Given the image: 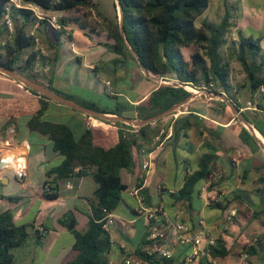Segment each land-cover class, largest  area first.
Listing matches in <instances>:
<instances>
[{"label": "trees", "instance_id": "1", "mask_svg": "<svg viewBox=\"0 0 264 264\" xmlns=\"http://www.w3.org/2000/svg\"><path fill=\"white\" fill-rule=\"evenodd\" d=\"M115 1L117 7L119 6V16L115 12L112 18L103 17V28L100 30L90 24L86 15L81 18L70 16L81 9H93L95 7L93 0H22L24 4L37 5L45 12L62 14L57 16L59 29L51 28L47 18L37 19L29 9L12 7L8 13L12 21L10 32L5 23L7 0H0V67L15 72L88 110L130 120H147L184 102L191 96L187 87L208 94H222L238 110L241 106L237 102L236 94L247 87L250 100L257 99V107H263L259 102L264 103V91L260 93L259 89L264 87V50L260 46L259 38L254 39L239 34L236 41L228 39L235 24L226 1H224L225 13L219 23L199 20L210 0ZM31 28L43 33L49 49L55 53L59 51L62 42H70L78 46L79 43L73 35L74 32H78L94 45L102 46L108 52L133 59L147 78L154 80L168 78L176 80V83L159 85L135 107L126 102L123 105L116 104L113 109L107 110L93 102L75 99L55 90L50 77L45 78L34 72L37 64L48 65L50 61L51 65V61L57 59L56 56L46 58L40 54L36 49V37L28 31ZM224 47H226L225 55L221 52ZM231 60H235L240 65L245 85L231 84ZM108 96L116 100L115 96L109 94ZM41 98L48 99L43 95ZM217 106L218 113L223 114L226 103L217 101ZM45 107L43 103V108L41 107L29 120L28 128L48 136L53 143L54 151L63 159L57 167L47 171L46 176L52 179L43 184L37 196L50 201L55 200L58 197L57 188L61 181L71 178L72 175L80 178L90 174L96 189L93 195L87 198L90 214L86 230L77 231L74 221H61L66 227L72 228L73 249L76 251V256L66 264H110L111 245L100 221L119 206L122 194L127 190L121 172L137 174L140 149L159 132L158 122L161 119L139 126L136 133H125L124 128L127 126L124 123L109 121L119 126L117 142L111 147L104 148L94 145L92 129L85 128L77 135L67 123L41 118ZM241 114L264 140V130L253 124L245 113L241 112ZM169 126L171 135L164 140V146L157 154L154 147L153 164L155 157L165 147L169 148V156L182 175V185L176 191H167L168 196L175 207L180 206L184 209L187 218L182 221L189 222L188 224L195 228L199 216L197 214L195 217L193 213L200 209L199 187L209 177L213 165L219 158V155L212 151L213 147L209 141H221L223 127L199 119L192 113L179 114L164 129L167 130ZM238 128L243 144L258 147V142L242 124H238ZM191 129H195L200 135L205 133L208 136L201 145L199 153L190 141ZM77 167H81V170L75 173ZM136 176L138 178V175ZM147 193V190L144 191L146 202L152 205ZM233 197L239 203H249L247 202L249 197L243 191H236ZM228 203L230 201L227 199L224 205ZM224 205L211 202L208 207L221 210ZM241 216L243 217L242 214ZM254 219L259 217L256 216ZM231 224H238L236 218ZM29 228L25 225L15 226L8 211L0 214V264H12L11 250L26 240ZM222 233L231 235L228 230ZM147 235L146 231L134 254L147 259L151 264H173V259L151 258L143 251L149 244ZM237 243V240L229 243L220 237L217 245L209 250L210 256L214 259L229 257L234 253ZM259 252H261V241L258 238L254 246L248 247L247 254L252 258Z\"/></svg>", "mask_w": 264, "mask_h": 264}, {"label": "crops", "instance_id": "2", "mask_svg": "<svg viewBox=\"0 0 264 264\" xmlns=\"http://www.w3.org/2000/svg\"><path fill=\"white\" fill-rule=\"evenodd\" d=\"M227 6L232 11V21L235 24L228 39L236 41L239 34L244 37L259 38L260 46L264 50V11L261 21L257 22L250 15L241 13L240 16V13L236 12L238 6H234L232 3H227ZM220 8L222 9L219 18L221 20L225 13V5L221 4ZM244 21H248V23H244ZM73 35L79 43L78 46L70 42H62L57 53L53 50L50 51L53 57L56 56L57 60L51 61V65L37 64L34 69V72L38 75H43L45 78L50 77L52 87L55 90L70 96L69 90L73 84L80 88L87 87L88 90H94L92 81L87 83L83 80L87 77L96 79L99 71L98 63L102 59L105 62L114 59L116 63H123L119 61V55L108 52L102 46L94 45L81 33L74 32ZM221 52L225 55L226 47H224V50L221 49ZM125 64L129 65V69L125 68L124 65L120 68L125 70L124 74L127 73L132 82L136 83L145 79L154 83V86L149 88L147 92L126 99L127 103L135 107L159 86L158 79L147 78L144 71L131 58H126ZM230 69L231 84L233 86L245 85L246 82L240 65L231 67L230 64ZM76 70L78 73L74 78ZM87 71L90 72L91 76L86 73ZM103 85L104 89L100 84L97 85L95 89L97 94L104 93L106 88L110 96L117 97L121 95V93L111 91L109 81H106ZM32 91L34 90L22 87L14 79L0 73V214L8 211L15 226L25 225L30 227L26 240L20 246L11 250L12 264H66L76 256V251L73 249L74 236L71 231L72 228L71 230L67 229L61 223V218L69 212L71 214L70 220L75 222V229L84 232L90 214V205L87 198L93 195L96 184L90 174L80 178L74 176L59 183L57 188L58 197L55 200L50 201L38 197L37 192L41 191L43 184L52 179V177L49 179L46 176L47 171L57 167L62 162L63 157L54 151L53 143L49 137L31 131L28 128V122L41 107L43 108V103H45V111L41 118L52 122L67 123L79 135L86 128L85 115L81 112H74L70 107L49 98L42 99V94L36 91V93H33ZM236 98L241 106L240 112L245 113L253 124L264 130V103L259 102L263 107L258 108V100H250L247 87L239 91ZM217 101L222 100L205 97L188 99L178 109L176 115L177 117L179 114L192 113L199 119L208 120L223 127L222 140H210L209 142L213 147L212 151L219 155L212 171L221 173L219 189L224 193V196L217 203L224 205L227 199L230 203L224 205L223 209L218 210L208 207L209 204L205 203V197L199 198L200 209L193 214L195 217H197V214L198 216L202 215L206 224L215 233H219L220 237L227 242L232 243L237 240L238 243L235 249L238 244L241 245L245 240L248 241L253 236L258 237L261 241V252L252 258L262 259L264 257V222L262 221V217H264V147H261L259 143H257L258 147L243 144L240 140V130L238 128V124H241V122L227 104L224 113L219 114ZM176 117H173V113L161 117L158 122L159 128L162 129V127L168 126L171 120ZM250 127L259 136L261 144L264 145V140L258 131L251 124ZM117 130V128L92 129L94 145L104 148L113 146L117 142ZM189 136L190 141L196 146V151L199 153L201 145L208 136L205 133L200 135L195 129H191ZM151 145H153L152 139L146 146L151 147ZM157 146H154L156 154L164 146V141L160 146ZM164 150L155 157L150 173H154V176L157 177V183L151 185L148 179L144 191L147 190L151 204H162L166 213L175 217L180 206L175 207L169 198L168 209L165 208L162 195L167 191H176L181 187L182 182L181 180L179 182L176 176H173L171 186L168 188V175L170 172L178 170L169 156V148L165 147ZM15 169L23 172L22 179L16 177ZM138 174L139 168L136 175ZM179 174L181 179L182 175L180 172ZM136 175L126 171L121 172L122 181L127 185V190L124 193L127 194L131 202L123 199V193L121 199L122 211L125 212L126 216H120L133 221V223L128 228H121L117 225L112 227L111 234L114 238V244L111 247L110 254H118L121 262L119 264H122V259L126 253H134L148 227L146 218L136 216L134 213L135 202L129 195L130 189L137 183ZM89 185L91 186L89 187ZM176 185H178L177 188H175ZM160 186H162V189H159ZM238 190L243 191L249 197L247 200L249 203H239L233 197ZM229 208L237 209L236 221L238 222L235 225L231 224L227 229L231 232V235L222 233V216ZM75 213L85 215L87 218V222L82 229L78 228L79 224ZM113 213L116 214L115 211ZM256 216L259 219H254ZM186 218L185 214L182 219L185 220ZM39 228L43 229V236L38 233L37 229ZM65 234L72 237H68V244L62 246L59 240ZM187 250L183 247L175 248L174 255L171 258L173 259L172 263H180ZM233 254L224 259H217V262L219 264H243ZM110 264H113L111 259Z\"/></svg>", "mask_w": 264, "mask_h": 264}, {"label": "built area", "instance_id": "3", "mask_svg": "<svg viewBox=\"0 0 264 264\" xmlns=\"http://www.w3.org/2000/svg\"><path fill=\"white\" fill-rule=\"evenodd\" d=\"M26 8L33 12L34 16L41 20L47 18L50 23V27L53 29H59L57 22V17L55 15L47 16L45 11L40 9L34 4H24L22 0H7L5 5V23L9 29L12 31V21L9 18L8 13L11 8ZM54 14V13H53ZM35 29V28H34ZM34 35L33 31L30 32ZM37 43V38H36ZM45 57V56H44ZM18 82V81H16ZM22 87H26L22 83L18 82ZM176 80L168 78L158 79L159 85H173ZM108 85V83H106ZM187 90L191 94H202L203 91H199L194 88L187 87ZM27 91V90H26ZM29 91V90H28ZM264 87L259 89L262 93ZM178 111L173 112V117H176ZM85 115V126L87 129L102 128V129H118L119 126L109 123L106 120ZM127 127L124 128L125 133H136L137 128L133 125L125 124ZM171 127L169 126L167 130L164 128L160 129L155 136L152 137L151 147L144 146L140 149V160H139V174L137 178V183L129 191V195L134 199V213L136 216L145 217L148 222L147 228V241L149 244L143 250L149 257H155L159 260H170L174 255L175 248L183 247L187 248V252L181 258L178 264H219L217 259L210 256L209 250L215 247L220 239V234L215 233L205 222L202 215H199L197 225L195 228L190 226L188 223L182 221L185 215L184 209L180 208L175 217L169 216L164 210L162 204H152L148 205L146 203V198L144 196V190L146 189L147 182L152 170L153 164V154L154 146H160L165 139L170 137ZM162 136L164 138L162 139ZM157 146V147H158ZM81 170V167L75 168L74 172L77 173ZM15 174L18 179L23 178V172L21 170L15 169ZM71 177H74L72 175ZM221 179V173L218 171H211L209 177L201 184L199 187V198L205 197L206 204L211 202H217L224 193L219 189V181ZM69 187V185H67ZM162 189V186L159 187ZM173 192V191H168ZM237 216L236 208L227 209L222 216V226L224 230H227ZM100 222L103 223L104 231L107 233L110 241V245L114 244V238L112 236V227L117 225L121 228H128V226L133 223V221L127 220L120 215L114 213H108ZM40 235H44L43 229H37ZM258 241V237L253 236L250 241L244 243L242 249L237 253L240 262L246 261L249 257L247 254V249L249 246H254ZM122 264H151L150 261L135 255L134 253H126L122 259Z\"/></svg>", "mask_w": 264, "mask_h": 264}, {"label": "rangeland", "instance_id": "4", "mask_svg": "<svg viewBox=\"0 0 264 264\" xmlns=\"http://www.w3.org/2000/svg\"><path fill=\"white\" fill-rule=\"evenodd\" d=\"M224 1H226L228 4L232 3L234 4V6H238L236 12L237 13L239 12L240 16H241V13H244L245 15H250L251 17H253L255 21L257 22L261 21L262 14L264 11V0H210L207 9L202 13L199 20L204 19V20H210L214 23H218L220 21L219 18L221 17V10H222L220 7H221V4H224ZM93 3L95 6L93 9H81L78 13H73L70 16H78L81 18L83 15H86L90 24L100 30H102L103 28L102 26L103 17L112 18L115 12H117V16H119V9L117 7L115 0H93ZM229 12L232 13L230 8H229ZM45 14L47 16L55 15L56 17L62 15V14L60 15L53 14L51 12H47ZM244 23H248V21H244ZM28 31L29 32L33 31L34 36L37 38L36 49L39 50L40 54L42 56H45L46 58L47 57L51 58L52 52H50L51 50L48 47L47 40L45 36L43 35V33L37 32L34 28L28 29ZM222 50H224V48H222ZM119 61L123 62L124 64L116 63L114 59L110 62H107V61L105 62L104 59L99 61L98 63L99 71L96 75V79H93L94 77H87L86 79L83 80V82H87V83L89 81H92L94 85V90H88L87 87L80 88L76 84H73L72 88L69 90L71 96H73V98L75 99L93 102L101 108H106L107 110H111L115 107L116 104L123 105L126 103L127 101L126 99L130 98L133 95L143 94L147 92L149 88L154 86L153 82L145 80V79L139 82L137 81L136 83L132 82L130 80V77L127 75V73L124 74L125 70H122L120 68L122 65H124L125 68L129 69L128 68L129 65L125 64L126 58L120 56ZM230 64H231V67L236 66V65L239 66V64L233 60L230 61ZM49 65H50V61H49ZM77 73L78 71L76 70V74L74 78H76ZM86 73L90 75L89 71H87ZM106 81H109L111 91H114L116 93H121L120 96L116 97V100L108 96V91H106V88H105L104 93L102 94L96 93L95 89L97 88V85L100 84L102 89H104L103 84ZM194 95H200V94H194ZM150 175H151L149 178L150 184L151 185L156 184L157 177L154 176V173ZM173 176H176L179 182L181 180L180 174L178 171L174 170L172 173L170 172V174L168 175V180H167L168 188H170L169 186H171V178ZM90 186L91 185H89V187ZM177 186L178 185H176L175 188H177ZM123 199H125V201L131 202V200L129 199L126 193L123 194ZM162 199H163L162 200L163 205L165 206V208L168 209L169 197H168L167 192L163 193ZM122 208H123V204L120 202L119 206L115 210V213L126 216L125 212L122 211ZM75 215L77 217L78 224H79L78 228L82 229L87 222V218L85 217V215H81L78 213H75ZM70 218H71V214L67 212L62 216L61 221L66 220L68 222ZM262 221L264 222V217H262ZM68 228L69 227H67V229ZM68 235L69 234H65V236H62L60 238L59 242L62 246L68 244L69 242L68 237L69 238L72 237ZM245 242L247 241L245 240L243 243H241V245L238 244V247L234 250L235 253L233 254V256L236 257L237 259H238L237 253L242 249ZM110 259L113 262V264L121 263L120 257L118 256V254L117 255L110 254ZM248 259H249L248 260L249 262H247L246 260V261H243L242 263L243 264H264V257H262V259H257V258H248Z\"/></svg>", "mask_w": 264, "mask_h": 264}, {"label": "water", "instance_id": "5", "mask_svg": "<svg viewBox=\"0 0 264 264\" xmlns=\"http://www.w3.org/2000/svg\"><path fill=\"white\" fill-rule=\"evenodd\" d=\"M119 7V6H118ZM0 73L4 74V75H7L9 76L10 78L14 79L15 81H18L20 83H22L23 85H25L26 87L42 94L43 96L51 99L52 101H55L57 103H60L62 105H66L72 109H75L83 114H86V115H91V116H94V117H97V118H100V119H103V120H106V121H119V122H122L124 124H128V125H133V126H136V127H139V126H142L146 123H150V122H153L157 119H160L161 117L163 116H166L168 114H171L175 111H177L188 99H191V98H210V99H220L222 100L223 102H225L231 109L232 111L235 113L236 117L238 118V120L241 122V124L243 125V127L249 131V133L252 135V137L259 143V145L261 147H264V145L261 144L259 138L257 137L255 131L250 127V125L248 124V122L244 119V117L242 116L240 110H238L237 108L234 107V105L232 103H230L226 97L222 94H208V93H202L200 95H191L187 100H185L184 102L178 104V105H175L174 107H172L171 109L167 110L166 112L160 114V115H157L153 118H150V119H147V120H143V121H134V120H130V119H126L124 117H117V116H113V115H109V114H100V113H97V112H94L92 110H88L80 105H78L77 103L71 101V100H68V99H65L51 91H49L48 89H46L45 87L37 84V83H34L30 80H28L27 78L15 73V72H12L10 70H7L5 68H2L0 67ZM69 230H71V228L69 227L68 228Z\"/></svg>", "mask_w": 264, "mask_h": 264}, {"label": "bare ground", "instance_id": "6", "mask_svg": "<svg viewBox=\"0 0 264 264\" xmlns=\"http://www.w3.org/2000/svg\"><path fill=\"white\" fill-rule=\"evenodd\" d=\"M257 135V134H256ZM257 137H259L258 135H257Z\"/></svg>", "mask_w": 264, "mask_h": 264}]
</instances>
